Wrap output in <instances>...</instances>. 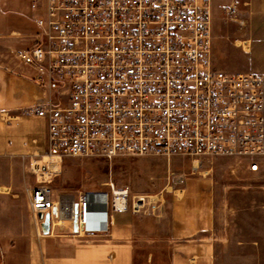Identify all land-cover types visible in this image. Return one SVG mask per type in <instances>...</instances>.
I'll use <instances>...</instances> for the list:
<instances>
[{
    "label": "built area",
    "instance_id": "2783aa9c",
    "mask_svg": "<svg viewBox=\"0 0 264 264\" xmlns=\"http://www.w3.org/2000/svg\"><path fill=\"white\" fill-rule=\"evenodd\" d=\"M32 8L37 32L15 55L43 91L27 110L47 122L45 150L29 157L39 226L49 215L51 225L77 219L78 234H98L112 213L150 204L112 184L56 194L51 167L69 157L245 158L260 170L264 75L214 67L211 0H32Z\"/></svg>",
    "mask_w": 264,
    "mask_h": 264
},
{
    "label": "crops",
    "instance_id": "0c3cea01",
    "mask_svg": "<svg viewBox=\"0 0 264 264\" xmlns=\"http://www.w3.org/2000/svg\"><path fill=\"white\" fill-rule=\"evenodd\" d=\"M250 13L248 24H264ZM39 15L32 0H0L1 264H216L212 202L191 185L169 214L112 213L103 233L78 234L71 222L55 221L44 234L36 223L27 161L45 150L47 122L27 113L43 91L15 51L29 45Z\"/></svg>",
    "mask_w": 264,
    "mask_h": 264
},
{
    "label": "rangeland",
    "instance_id": "374dc122",
    "mask_svg": "<svg viewBox=\"0 0 264 264\" xmlns=\"http://www.w3.org/2000/svg\"><path fill=\"white\" fill-rule=\"evenodd\" d=\"M211 1L214 67L230 73L264 74V24H248L251 11L264 21V0ZM231 7L239 12L229 15ZM28 24L26 30L32 29L31 21ZM239 40L250 41L251 51H245L246 44ZM257 160L260 170L252 172L245 158L69 157L59 165L51 187L56 194L78 198L85 192L109 190L111 184L127 186L131 202L158 197L142 214H169L185 188L175 185L173 177L186 176L185 185L212 202L216 264H264V158ZM28 177L29 185L35 186L30 168Z\"/></svg>",
    "mask_w": 264,
    "mask_h": 264
},
{
    "label": "bare ground",
    "instance_id": "6f19581e",
    "mask_svg": "<svg viewBox=\"0 0 264 264\" xmlns=\"http://www.w3.org/2000/svg\"><path fill=\"white\" fill-rule=\"evenodd\" d=\"M238 42H240L241 44L243 43V44H246L245 46H244V48H245V51H247V52H250L251 51V46H250V41H238ZM241 46V45H240ZM59 167H61V166H58V165H52V167L51 168H53V170L55 171V172H59L60 171V169H59ZM181 194H182V190L181 191H179ZM184 194V193H183ZM158 199V197L157 196H151L150 197V201H156Z\"/></svg>",
    "mask_w": 264,
    "mask_h": 264
},
{
    "label": "water",
    "instance_id": "95a60500",
    "mask_svg": "<svg viewBox=\"0 0 264 264\" xmlns=\"http://www.w3.org/2000/svg\"><path fill=\"white\" fill-rule=\"evenodd\" d=\"M42 230L44 234H49L51 231V222H50V216L47 215L44 223L42 224ZM74 230L77 232L78 225H77V219L74 221Z\"/></svg>",
    "mask_w": 264,
    "mask_h": 264
}]
</instances>
